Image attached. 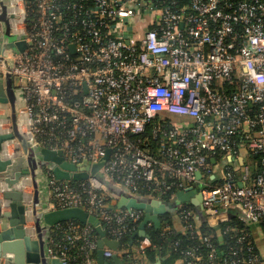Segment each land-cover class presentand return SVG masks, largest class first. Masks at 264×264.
<instances>
[{"label": "built area", "instance_id": "obj_1", "mask_svg": "<svg viewBox=\"0 0 264 264\" xmlns=\"http://www.w3.org/2000/svg\"><path fill=\"white\" fill-rule=\"evenodd\" d=\"M6 7L12 33L27 46L3 51L0 79L18 78V124L28 142L61 151L71 164L87 161V172L108 154L86 180H57L44 167L45 211L80 208L119 243L143 213L114 206L99 174L130 197L172 200L193 189L190 198L200 196L219 235L232 211L251 223L264 219V0H6ZM190 205H177L176 232L199 245L180 251L181 264L260 263L247 233L219 254ZM93 231L76 221L51 227L46 257L97 264ZM112 254L104 248L102 256ZM136 258L130 264H141Z\"/></svg>", "mask_w": 264, "mask_h": 264}, {"label": "water", "instance_id": "obj_2", "mask_svg": "<svg viewBox=\"0 0 264 264\" xmlns=\"http://www.w3.org/2000/svg\"><path fill=\"white\" fill-rule=\"evenodd\" d=\"M7 7L4 0H0V23L5 26V30L0 36V55L4 50L12 48L18 53L23 52L27 44L21 36L15 35L11 31ZM2 33V32H1ZM18 85V78L6 73L0 79V103L9 102L11 131L0 133V264H61L58 259H48L45 255L44 245L46 233L55 225L76 221L81 224H89L97 234V262L104 264V248L110 250L118 246V242L108 239L105 231L96 218L84 210L72 207L64 209H54L43 211L39 205L38 188L35 182L36 176H41L44 167H47L55 179L66 181L86 180L89 175H94L103 165L108 154L98 163L90 166L89 172L85 171L89 165L87 161L79 164H71L65 161L61 151H52L47 148H34L20 131L16 123L15 90ZM16 140L22 149L21 156H6V143ZM1 153L5 155L1 157ZM29 173L31 184L34 188L30 208L25 202V196L21 192L23 177ZM90 173V174H89ZM199 174L197 177L199 178ZM114 190V189H112ZM185 191L176 192L175 197L169 202H163L157 198L130 197L125 191H118L120 197L118 208H131L143 211V218L138 225V230L129 237V243L135 237H145V226L151 222L155 228H159V217L169 212V207H175L179 203L189 202L196 208L201 222L210 225L215 224L214 217H205L203 209L200 207V196L190 198L194 190L187 188ZM114 192H116L114 190ZM146 203H150L146 204ZM154 208V214L151 212ZM2 208H8L4 211ZM33 222L32 229L25 227L27 221ZM32 230V231H31ZM36 234L33 240L31 235ZM110 259L114 264L118 263L116 255L112 254Z\"/></svg>", "mask_w": 264, "mask_h": 264}, {"label": "trees", "instance_id": "obj_3", "mask_svg": "<svg viewBox=\"0 0 264 264\" xmlns=\"http://www.w3.org/2000/svg\"><path fill=\"white\" fill-rule=\"evenodd\" d=\"M99 179L103 180L104 184L107 187V192L111 195H116L118 191L121 190L118 186L115 184H111L107 180L103 179L99 174L97 175ZM114 189L116 192H114ZM122 191V190H121ZM139 195H146L145 192H140ZM141 198H148V197H141ZM163 200L165 202H169L170 198L164 197ZM191 206V205H190ZM177 207V206H176ZM193 211H196L195 208L191 206ZM174 212V213H173ZM172 214H165L161 219L163 220L162 226L159 228H154L153 226H149V228L146 230L147 235H148V241L149 245L145 248L142 249V260L136 258L137 263L145 264L148 262L149 264H153L156 258L161 255L166 257V264H172L176 260L181 259V254L180 251L185 249L188 246H193V245H199L198 242L195 239H192L189 235L187 234H180L177 233L175 228L179 227V223L177 226L173 227V221H172V216L176 217V208ZM196 216H198V213L195 212ZM199 219V218H198ZM65 223H61L59 225L63 226ZM163 224L164 226H169L171 229L170 232H163ZM138 224H136L131 232L127 234L120 242L117 247L118 251H121L122 248L127 247L129 249L127 254H120V257L122 259V262L124 264H130L132 262V259L136 257V255H132V252L130 251L132 247L138 245V242L141 241L139 237H135L131 243H129V237L132 233L136 232L138 230ZM226 228H228V232L225 234H217L215 227L210 226L207 222H199L198 230L202 235H210L212 238V241L217 244V247L219 249V254L226 253L227 248L226 246L228 245H234V237H236L238 234L241 233H247L250 239H252L255 243L257 242V236H256V230H259L260 232V240H262V244L264 247V219L258 221L257 223H251L247 219L244 218V216L236 211L230 212L228 215V219L225 222H220L218 224L217 229L220 231H224ZM254 230V231H253ZM93 236L97 240V234L93 231ZM232 237V238H231ZM57 238H61V235L58 234ZM179 241L177 243V246H175V242ZM228 243V244H227ZM108 249V248H107ZM258 254L260 255V263L259 264H264V251H260L258 247L256 248ZM139 254V253H138ZM105 264H114L111 259H108L105 261Z\"/></svg>", "mask_w": 264, "mask_h": 264}, {"label": "crops", "instance_id": "obj_4", "mask_svg": "<svg viewBox=\"0 0 264 264\" xmlns=\"http://www.w3.org/2000/svg\"><path fill=\"white\" fill-rule=\"evenodd\" d=\"M5 1V3H6V0H4ZM4 30H5V26H3V24H1L0 23V36H2V34H3V32H4ZM2 32V33H1ZM15 53H18L16 50H14V49H12V48H8V50H7V52H5V55H8V56H11V55H13V54H15ZM15 108H16V123H17V125L19 126V124H18V111H19V109H18V107H19V104L17 103V92H16V90H15ZM10 104H9V102H6V103H0V133H7V132H10L11 131V120H10ZM20 128V127H19ZM21 132L23 131V130H20ZM5 153H6V156H11V157H16V155H18V153H17V149H19V148H21L20 147V144H19V142L18 141H16V140H12V141H10V142H8V143H6V145H5ZM5 155H3V153H1V157L3 158ZM24 181L26 182V181H28L29 183L26 185V183H24ZM35 182H36V185H37V188H38V194H39V196H38V200H39V205L41 206V209H43V211H45L46 210V202H47V200H46V197H45V189H44V186H43V179H42V177L41 176H36V178H35ZM22 184L23 185H21V192L24 194V196H25V202H26V204H27V206L30 208V205H31V201H32V196H33V192H34V188H33V186H32V184H31V180H30V176H29V173L28 174H26L24 177H23V181H22ZM22 187H24V188H22ZM122 190V189H121ZM120 190V191H121ZM123 191V190H122ZM113 199L114 200H112V203L114 204V206H116V207H118V201H119V199H120V197L119 196H116V195H114L113 196ZM146 199H151V198H146ZM0 200H1V193H0ZM164 202V201H163ZM146 204H149V205H151L150 203H146ZM154 208L155 207H153V206H151V212H153V214H154ZM174 209H175V207H172V206H170L169 207V212H168V214H172V212L174 211ZM2 210H4V211H9L8 210V208H2ZM142 213H143V211H142ZM174 213V212H173ZM167 214V213H166ZM165 215V214H164ZM164 215H162V216H160L159 217V220H160V226L159 227H161L162 226V217L164 216ZM162 218V219H161ZM172 223H173V227H175V226H177V224H178V220H177V218L174 216V214H173V216H172ZM33 222H32V220L31 221H27L26 222V225H25V227L27 228V229H32V227H33ZM165 224H163V226H164ZM149 226H153V224L151 223V222H149L146 226H145V237H142V238H140L141 239V241L140 242H138V245H136V246H134V247H132L131 248V252H132V255H136L137 257H138V259H140V260H142V257L141 256H139V250H141V249H143V248H145V247H147L148 245H149V241H148V235H147V229L149 228ZM154 227V226H153ZM155 228V227H154ZM175 229H178V228H175ZM32 231V230H31ZM32 233V235H31V238L33 239V240H35L36 239V234L34 233V231L33 232H31ZM48 233V232H47ZM47 233H46V236H47ZM256 236H257V233H256ZM46 239V238H45ZM119 245V244H118ZM256 245H257V247H258V249H259V252L260 251H264V247H263V244H262V240H260L259 239V241H257L256 242ZM118 247V246H117ZM117 247L115 248V249H112L111 251H112V253L114 254V255H116V257H117V259H118V263L117 264H124L123 262H122V259H121V257H120V254H127L126 252H128L129 251V249L127 248V247H124V248H122V250L121 251H118L117 250ZM262 251V252H263ZM95 254H97V250H96V252H95ZM124 254V255H125ZM165 260H166V257L165 256H161V255H159L157 258H156V260L154 261V263L153 264H166V262H165ZM96 261H97V257H96ZM106 260H104V264L106 263L105 262ZM113 262V261H112ZM97 264H98V262H97ZM145 264H149L148 262H146ZM172 264H181L180 263V261L179 260H176L175 262H173Z\"/></svg>", "mask_w": 264, "mask_h": 264}, {"label": "rangeland", "instance_id": "obj_5", "mask_svg": "<svg viewBox=\"0 0 264 264\" xmlns=\"http://www.w3.org/2000/svg\"><path fill=\"white\" fill-rule=\"evenodd\" d=\"M177 116H172V119L173 120H177ZM22 152V149L21 148H19V149H17V153H18V155H16V156H21L20 154H22L21 153ZM259 239H260V232H257V241H259Z\"/></svg>", "mask_w": 264, "mask_h": 264}, {"label": "bare ground", "instance_id": "obj_6", "mask_svg": "<svg viewBox=\"0 0 264 264\" xmlns=\"http://www.w3.org/2000/svg\"><path fill=\"white\" fill-rule=\"evenodd\" d=\"M13 24H14V22H13ZM24 183H26V185H27L29 182L28 181H26V182L24 181ZM22 188H24V187H22Z\"/></svg>", "mask_w": 264, "mask_h": 264}]
</instances>
